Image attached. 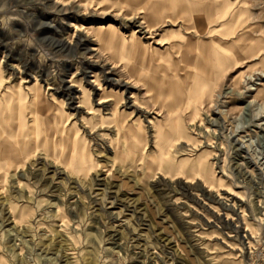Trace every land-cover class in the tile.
<instances>
[{
    "label": "rangeland",
    "instance_id": "1",
    "mask_svg": "<svg viewBox=\"0 0 264 264\" xmlns=\"http://www.w3.org/2000/svg\"><path fill=\"white\" fill-rule=\"evenodd\" d=\"M0 138V264H264V0H0Z\"/></svg>",
    "mask_w": 264,
    "mask_h": 264
},
{
    "label": "bare ground",
    "instance_id": "2",
    "mask_svg": "<svg viewBox=\"0 0 264 264\" xmlns=\"http://www.w3.org/2000/svg\"><path fill=\"white\" fill-rule=\"evenodd\" d=\"M156 6V5H155ZM154 6V7H155ZM178 6V5H177ZM157 8V7H156ZM153 9V8H152ZM179 10V9H178ZM150 11V10H149ZM155 12H156V9L154 10ZM151 12V11H150ZM155 12H153L154 14H155ZM179 14V13H178ZM150 17H151V15H150ZM149 17V18H150ZM150 25V24H149ZM105 26H103V25H99L98 26V28H97V37L98 38H101V37H103L105 34L103 33V30L105 29V30H107V31H111L112 30V27H113V25L111 24V23H108L107 24V26H106V28H104ZM149 28V27H148ZM139 30H136V32H138ZM146 32H148V29H146L145 30ZM108 33V32H107ZM111 34V33H110ZM92 50H95V48H93ZM201 53V52H200ZM203 54V53H202ZM106 82H108V83H110V81L109 80H105ZM91 83H93V86L94 85H96L97 86V89H99V85H97L96 84V82L95 81H91ZM39 95V93L38 92H36L35 93V97H37ZM109 95H104L103 93H100L99 94V97H98V101H97V104H102V103H105V102H107L108 101V99H106L107 97H108ZM77 96H73L72 98H70L69 97V103H70V101H72V99H74V98H76ZM118 104V102L116 101L115 102V105H117ZM77 107H82L80 104L78 105V106H76L75 108H77ZM112 114V113H111ZM111 116V115H110ZM116 118V117H115ZM4 138H0V151H4V150H7V149H11V148H13L14 146L12 145V143L10 142H8L7 144H6V146L3 144L4 143V141L5 140H3ZM18 143V142H17ZM16 150H18V148L16 149ZM22 150V149H21ZM21 150H19V154L20 155H23V157H26V154H28V152H27V149L26 148H23V152L21 151ZM25 153V154H24ZM4 155V154H3ZM4 156H6V155H4ZM7 156H10V155H7ZM16 157V156H15ZM6 158V157H5ZM21 158V157H20ZM10 160V159H9ZM54 163V162H53ZM52 164V163H51ZM52 167V166H51ZM54 170V169H53ZM55 170H57V169H55ZM65 172V170L64 169H61L60 171L58 170V174L59 173H64ZM96 180H101V179H99V178H96ZM112 214V213H111ZM114 219H118V217H114Z\"/></svg>",
    "mask_w": 264,
    "mask_h": 264
},
{
    "label": "crops",
    "instance_id": "3",
    "mask_svg": "<svg viewBox=\"0 0 264 264\" xmlns=\"http://www.w3.org/2000/svg\"><path fill=\"white\" fill-rule=\"evenodd\" d=\"M1 105H3V103H1ZM5 105H7V104H5ZM3 108H4V107H3ZM3 119H4V118L2 117V118H1V122H3V121L5 122V120H3ZM2 120H3V121H2ZM3 124H4L5 126L7 125V124H5V123H2V125H3ZM5 131H6V130H5Z\"/></svg>",
    "mask_w": 264,
    "mask_h": 264
}]
</instances>
